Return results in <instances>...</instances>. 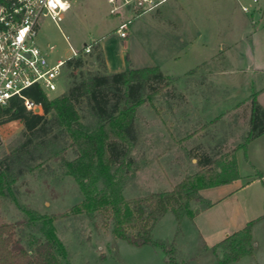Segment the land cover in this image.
<instances>
[{"label":"rangeland","instance_id":"374dc122","mask_svg":"<svg viewBox=\"0 0 264 264\" xmlns=\"http://www.w3.org/2000/svg\"><path fill=\"white\" fill-rule=\"evenodd\" d=\"M119 22L109 14L107 0H71L58 25L49 18L41 20L37 40L54 44L57 56L63 57L68 40L82 50L107 36L110 49L126 62L134 57L174 77L172 84L137 107L138 140L131 150L135 163L123 188L130 199L173 188L200 169L198 154L219 159L245 140L253 91H258L257 100L264 107V71H253L246 63L264 56V0H165L159 8L136 16L125 38L115 32ZM78 57L89 59L86 53ZM90 59L84 68L94 70L97 64ZM66 78L65 71L50 96L66 89ZM22 129L18 120L0 125V156L21 139ZM66 156L72 158L69 152ZM240 183L236 179L201 189L202 199L191 203L194 218L185 216L179 223L168 211L155 224L153 236L168 238L179 256L192 264H214L223 256L215 245L264 213L258 200L262 195L255 193L246 201L241 196L218 201ZM257 185L264 190V180ZM83 200L81 185L60 159L37 160L0 196V223H16L27 247L28 238L45 237L44 227L53 226L56 251L71 264H164L162 247L117 239L113 217L85 209ZM211 200L216 204L210 210L205 202ZM55 214L61 216L51 220ZM253 251L230 264H264V218L253 227Z\"/></svg>","mask_w":264,"mask_h":264},{"label":"trees","instance_id":"16d2710c","mask_svg":"<svg viewBox=\"0 0 264 264\" xmlns=\"http://www.w3.org/2000/svg\"><path fill=\"white\" fill-rule=\"evenodd\" d=\"M91 46L89 59L97 68H84L89 59H68L64 67L66 89L62 93L50 96L38 85L24 91L26 97L41 105V112L29 110L20 96L12 97L6 106L0 107V125L14 120L23 124L21 139L0 156V196L12 189L18 176L32 162L60 159L81 185L84 200L80 205L110 219L113 217L112 231L117 239L135 246L162 247L164 264H192L179 256V250L168 238H155L154 226L168 211L174 213L179 223L185 216L194 218L196 212L191 203L202 199L201 189L240 177L237 150L246 149L251 140L264 133V107L257 100L258 91L248 97L250 127L242 143L219 159L208 153L198 154L200 169L169 190L127 199L123 188L128 170L135 163L131 150L138 140L137 107L172 84L174 77L165 74L159 65L108 72L99 40ZM68 152L72 158L66 156ZM215 164L217 168L213 167ZM212 204L205 202V206ZM60 216L55 214L50 218ZM263 218L264 213L217 243L214 249H221L223 256L214 264H230L253 255V227ZM44 231L45 237L28 238L27 247L16 223H0V264H71L56 251L54 227L45 226Z\"/></svg>","mask_w":264,"mask_h":264},{"label":"built area","instance_id":"2783aa9c","mask_svg":"<svg viewBox=\"0 0 264 264\" xmlns=\"http://www.w3.org/2000/svg\"><path fill=\"white\" fill-rule=\"evenodd\" d=\"M164 1L107 0L109 14L120 18L115 32L127 37L136 16L159 8ZM70 7L71 0H0V107L20 96L29 110L41 112V105L26 97L24 91L32 85L47 93L56 91L67 60L91 52V43L77 50L68 40V48L60 57L54 44L37 40L41 20L49 18L58 25ZM243 9L248 10L246 6ZM125 13L129 15L124 17Z\"/></svg>","mask_w":264,"mask_h":264},{"label":"crops","instance_id":"0c3cea01","mask_svg":"<svg viewBox=\"0 0 264 264\" xmlns=\"http://www.w3.org/2000/svg\"><path fill=\"white\" fill-rule=\"evenodd\" d=\"M106 38H102V39L100 38L99 42H100L102 51L104 53L106 67H107L108 72H117V71L125 70L131 67L148 66L147 63L139 64L137 58H134V57H130V62H126L122 54L116 53L114 50L110 49V44L108 43V41H105ZM262 52L264 54V50H262ZM262 57L263 59H260L258 62H255L256 68H253V71H256V72L264 71V56ZM144 59L146 61L147 59L146 55H144V58L142 61H144ZM127 64L129 66L126 67ZM153 65L154 64H152L151 66ZM249 114H250V109H249ZM236 158H237V164H238V169L240 173V177L238 179L241 180V183L239 184L236 190H234L233 192L229 194H226L225 196H222L221 198H219L220 200L218 201L220 202L222 200H227L234 196H237L236 198L237 200L239 199V196H241V198L244 201H246V197L255 193L258 196L262 195V200L261 198H259L258 200L263 206L264 205V199H263L264 190L260 191L261 189L260 187H258L257 184H259L260 182L264 180V175L258 176L259 172L264 173V133L256 137L255 139L251 140L247 144L246 149H243V148L238 149L236 152ZM253 186H256V187H253ZM211 202L213 204L210 206V210L216 204L214 200H211ZM240 204L243 205L242 200L240 201ZM228 230L229 228L227 226H225V228L223 229L224 233H227Z\"/></svg>","mask_w":264,"mask_h":264},{"label":"water","instance_id":"95a60500","mask_svg":"<svg viewBox=\"0 0 264 264\" xmlns=\"http://www.w3.org/2000/svg\"><path fill=\"white\" fill-rule=\"evenodd\" d=\"M246 63H247L248 68H251V67L256 68L255 62H253L252 60H247Z\"/></svg>","mask_w":264,"mask_h":264}]
</instances>
